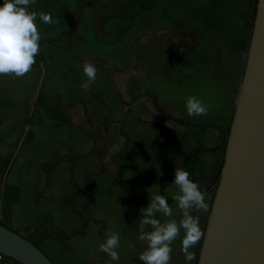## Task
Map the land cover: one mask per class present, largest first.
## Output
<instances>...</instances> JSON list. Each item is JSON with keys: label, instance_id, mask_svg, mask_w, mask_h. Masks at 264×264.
<instances>
[{"label": "crops", "instance_id": "obj_1", "mask_svg": "<svg viewBox=\"0 0 264 264\" xmlns=\"http://www.w3.org/2000/svg\"><path fill=\"white\" fill-rule=\"evenodd\" d=\"M128 1L35 0L29 11L53 18L48 25L37 16L41 40L36 63L24 77L0 75V108L6 116V121L0 122V222L27 238L41 225L33 241L54 264H110L102 261L106 253L99 251L104 242L102 234L80 206L84 204L82 177L89 171L103 174L109 170L107 161L120 164L121 157L127 156L138 183L164 187L173 184L170 177L175 176L176 168L183 167L192 148L213 147L222 141L216 129L188 128L166 119L149 97L136 100L139 93H153L168 113L190 123L218 124L227 129L232 113L230 93L222 105L209 89L206 77L210 73L202 68L201 61L191 57L186 60L192 63L176 64L178 61L165 49L167 45H160L162 52L157 59L150 58V68H145L140 78L137 57L142 47L148 54H156L154 25L163 22L147 6L136 11L132 8L121 16ZM204 17H209V23L216 22L215 8L198 9L193 25L201 29ZM209 23H205L206 28H211ZM144 26L151 29L145 30L150 34L136 43L125 70L132 41L145 34L137 35ZM122 52L129 54L123 66ZM85 62L98 69L97 79L86 94L80 89L87 79ZM196 87L206 92L197 99L208 107V114L190 117L185 108L187 100L181 95ZM218 111H222L220 115ZM218 116L222 121H215ZM9 141H19L14 152ZM222 161L221 152L199 156L193 170L201 189L213 184ZM73 168L80 188L75 198ZM185 170L190 173L191 166ZM116 174L114 183L124 189L126 197L127 186L120 180L119 168ZM213 195L207 194V202L214 200ZM66 198H71L67 202L83 218L66 205ZM82 229L84 234L69 241L55 235L70 238ZM0 264L21 263L6 257Z\"/></svg>", "mask_w": 264, "mask_h": 264}, {"label": "rangeland", "instance_id": "obj_2", "mask_svg": "<svg viewBox=\"0 0 264 264\" xmlns=\"http://www.w3.org/2000/svg\"><path fill=\"white\" fill-rule=\"evenodd\" d=\"M142 6H147L148 9L156 11L157 14L155 15L160 16L163 23L161 25L155 23L154 25L156 29L153 31V36L156 41L158 40L157 46H154L156 54H152L155 53L153 51L148 54L146 48L142 47V51L137 57L136 69L140 78H143L145 68H150V58L157 59L159 56L157 54L162 52L159 49L161 44L167 45L165 49L168 53H172L174 60L178 61L176 64H180L179 62L187 64L188 58L191 57L198 59L201 61L198 63H202V68L208 69L210 76L206 79L210 85L209 89L214 91L213 93L217 95L222 105L230 93L232 113L227 120V129L230 131L252 37L253 25L251 22L255 0H129L126 3L125 11L120 15H126L132 8L135 11L140 10ZM208 7L215 8L216 22L210 20L209 23V17H204L202 22L211 24V28L208 25L206 28V24L202 23V28L198 29L193 25L194 16L196 17L198 9H207ZM141 22L143 23V21ZM146 29L147 31L151 30L144 26L137 35L144 34ZM181 48L184 49L181 50ZM192 50H194L193 54ZM128 57V53L122 52L120 61L122 66L125 65ZM185 67L190 68L189 65ZM205 87L208 88V85L206 84ZM205 93L201 91V87H196L193 90L186 89L185 94L181 95V99L187 100L193 96L198 98L202 95L205 96ZM174 96L177 97V94ZM142 109L144 111L145 106ZM220 112L218 111L219 115ZM3 121H6V116L2 115L0 108V122ZM215 121L222 120L218 116ZM128 130V124L125 123V132ZM17 143L19 141H9L10 150L14 152L18 146ZM115 160L118 161V157ZM129 160L127 156H122L120 164L114 163L113 160L107 161L109 170L105 173L99 174L97 171L94 173L89 171L82 177V185L85 187L82 196L84 204L80 206L83 213L90 218L95 230H99L104 241L109 232L118 233L120 237V247L117 249L120 255L119 262L111 261L107 254L106 259L102 260L104 262L108 260L110 264H139V251L147 247L146 242H141L138 239V225L142 219L140 210L147 207L151 195H164L173 208L174 217L180 218L176 202L172 199V195L178 191V188L173 184L156 187L138 183L133 177L134 166ZM222 160H224L223 154ZM117 168L121 173L120 180L127 186L126 197H123L124 189L114 183ZM207 203L209 205L208 212L200 214V225L203 230L206 228L213 200L211 199ZM157 217L163 220L160 214H157ZM182 237L183 231L172 245L174 251L171 264H185V258L181 251ZM201 243L202 240L192 249L196 257L200 251ZM192 264H196V259Z\"/></svg>", "mask_w": 264, "mask_h": 264}, {"label": "water", "instance_id": "obj_3", "mask_svg": "<svg viewBox=\"0 0 264 264\" xmlns=\"http://www.w3.org/2000/svg\"><path fill=\"white\" fill-rule=\"evenodd\" d=\"M0 254L21 264H54L34 242L1 223ZM197 264H264V0L257 3Z\"/></svg>", "mask_w": 264, "mask_h": 264}, {"label": "clouds", "instance_id": "obj_4", "mask_svg": "<svg viewBox=\"0 0 264 264\" xmlns=\"http://www.w3.org/2000/svg\"><path fill=\"white\" fill-rule=\"evenodd\" d=\"M34 3L35 0H4L0 4V75L24 77L36 63L41 40L37 16L48 25L53 23V18L50 14L29 11L30 5ZM83 72L87 79L80 84V89L86 94L97 79L98 69L93 63L85 62ZM185 108L190 117L208 114V107L194 96L187 99ZM173 184L178 188L172 199L179 210V219L174 217L168 199L161 194L151 195L147 207L140 210L142 219L138 225V239L147 243L138 257L143 264H171L172 245L181 236V231V251L185 264H192L196 259L192 249L205 239L200 214L207 213L209 209L207 192L190 179L189 171L183 168L175 169ZM119 247V234L109 232L106 240L99 245V251L106 253L111 261L119 262Z\"/></svg>", "mask_w": 264, "mask_h": 264}, {"label": "trees", "instance_id": "obj_5", "mask_svg": "<svg viewBox=\"0 0 264 264\" xmlns=\"http://www.w3.org/2000/svg\"><path fill=\"white\" fill-rule=\"evenodd\" d=\"M257 3H258V0H255V6H254V12H253V19H252V22L251 24L254 26V20H255V16H256V11H257ZM149 33H146L142 36H139L137 38H135L133 41H132V52L130 53V59L128 60L126 66H125V70L128 69V67L130 66L131 64V56L133 55V49H134V46L136 45V43H138L139 41H141L145 36L149 35ZM110 71L115 72V69H110ZM142 96H147L149 97L151 100H152V103L154 104V106L156 107V109L168 120H172V121H175L185 127H188V128H195V129H202V128H213V129H216L218 130L221 135H222V141L216 145V146H213V147H208V146H203V145H197L195 146L194 148H192L190 150V153L186 159V161L184 162V165H183V169H185V167H187L188 165L191 166V170H190V173H191V176H192V180H194V170H193V167H194V164L198 161L199 159V156L204 153V152H209V153H216V152H221L223 155L225 153V150H226V146H227V141H228V135H229V130L226 129L225 127L221 126V125H218V124H211V123H190V122H187V121H184L182 119H179V118H175L174 116H172L170 113H168L164 108L163 106L159 103L157 97L151 93V92H141L137 95L136 97V100ZM222 166H223V162L218 170V174L216 176V179L215 181L213 182V184L211 186H209L208 188L206 189H202L204 191L208 193L210 192H214L216 191V188L218 186V182H219V179H220V174H221V170H222ZM72 175H73V178H74V181L76 183V188H77V194L75 196H73V198L77 197L80 193V188H79V184L76 180V177H75V170L73 168V171H72ZM138 177H140V171L138 170ZM175 176H171L170 179H174ZM72 198V197H71ZM71 198H66L65 199V203L66 205L70 206L74 211H76L82 218H83V215H81V213L74 207L72 206V204H69L67 202L68 199H71ZM1 223V222H0ZM88 221L85 220V224L87 225ZM3 224V223H1ZM4 225V224H3ZM41 225L38 226L31 237H29L28 239H30L32 242L33 241V235L40 229ZM85 230L82 229L78 232H76L72 237L70 238H61L59 236L56 235V237L59 239V240H63V241H69L71 240L72 238L76 237V236H79L81 234H84ZM35 243V242H34ZM36 244V243H35ZM37 245V244H36ZM38 246V245H37ZM198 258H199V252L197 253V257H196V264L198 262Z\"/></svg>", "mask_w": 264, "mask_h": 264}, {"label": "built area", "instance_id": "obj_6", "mask_svg": "<svg viewBox=\"0 0 264 264\" xmlns=\"http://www.w3.org/2000/svg\"><path fill=\"white\" fill-rule=\"evenodd\" d=\"M4 257H6V256L3 254H0V259H3Z\"/></svg>", "mask_w": 264, "mask_h": 264}]
</instances>
